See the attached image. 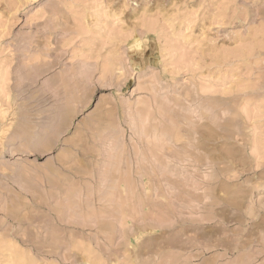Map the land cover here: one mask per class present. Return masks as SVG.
<instances>
[{"label": "rangeland", "instance_id": "obj_1", "mask_svg": "<svg viewBox=\"0 0 264 264\" xmlns=\"http://www.w3.org/2000/svg\"><path fill=\"white\" fill-rule=\"evenodd\" d=\"M263 236L264 0H0V264H264Z\"/></svg>", "mask_w": 264, "mask_h": 264}, {"label": "bare ground", "instance_id": "obj_2", "mask_svg": "<svg viewBox=\"0 0 264 264\" xmlns=\"http://www.w3.org/2000/svg\"><path fill=\"white\" fill-rule=\"evenodd\" d=\"M64 115H65V114H64ZM237 116H238V113H237ZM239 117H240V116H239ZM239 117H238V118H239ZM234 118H235V117H234ZM234 118H233V119H234ZM236 120H238V119L236 118ZM234 121H235V120H234ZM237 124H240V123H237ZM235 126H236V125H235ZM235 126H234V127H235ZM235 128H236V127H235ZM238 128H239V127H238ZM238 128H237V129H238ZM234 131H235V134H237V135L241 133V132H240V129H238V131H236V130H234ZM133 167H134V166H133ZM140 167H141V166H140ZM134 172H135V171H134ZM139 173H140V172H139ZM143 173H144V172H143ZM111 174H112V173H111ZM134 174H135V173H134ZM119 175L121 176V174H119ZM148 175H149V173H148ZM148 175H147V176H148ZM151 175H152V174H151ZM165 175H166V173H165ZM162 176H163V175H162ZM167 176H168V175H167ZM151 177H152V176H151ZM156 178H157V177H156ZM156 178H155V179H156ZM168 178H169V177H167L166 179H168ZM109 179H110V178H109ZM159 179L161 180V178H159ZM150 180H151V178L149 177L148 181H150ZM108 181H111V180H108ZM152 181H153V180H152ZM169 181H170V178H169L168 182H169ZM165 182H166V181H165ZM114 191H115V190H113V192H114ZM111 192H112V191H109L110 194H111ZM116 192H117V191H116ZM116 192L112 193V194H113L112 196H114V197L116 198L115 195H117V198H116V199L119 200V199H120L121 192H120V194L118 193L119 196H118V194H115ZM114 194H115V195H114ZM114 200H115V199H113V202H115L116 204H115V206L113 205L112 207H113V208H115L116 206L119 207L120 205L117 204L119 201H117V200L114 201ZM110 201H111V200H110ZM116 201H117V202H116ZM103 205H104V204H103ZM105 206H107V205H105ZM118 207H116V208H118ZM106 208H107V207H106ZM116 208H115V209H116ZM119 209H121V208L119 207ZM117 210H118V209H117ZM119 211L121 212V210H118V212H119ZM120 212H119V213H120ZM117 217H118V216H117ZM240 218H241V217L239 216V219H240ZM116 226H117V225H116ZM248 229H249V228H248ZM245 231H246V230H245ZM247 231H250V230H247ZM121 232H122V231H121ZM250 232H251V231H250ZM245 234H246V233H245ZM247 234H248V232H247ZM121 235H122V234H121ZM121 235H120V236H121ZM228 235H229V234H228ZM248 235H249V234H248ZM243 236H244V235H243ZM229 237H230V236H229ZM229 237H227V238H229ZM263 237H264V236H263ZM262 239H263V238H262ZM232 240H233V239H232ZM244 241H245V240H244ZM258 241H259V240H258ZM242 242H243V241H242ZM263 242H264V241H263ZM263 242H262V243H263ZM246 243H247V242H246ZM259 243H260V241H259ZM230 244H231V243H230ZM242 244H243V243H242ZM260 245H261V244H260ZM223 246H224V245H223ZM228 246H229V245H228ZM232 246H233V245H232ZM232 246H230V247H232ZM230 247H227V248L229 249ZM255 249H256V248H255ZM261 249H263V248H260V250H261ZM229 250H230V249H229ZM260 250H259V251H260ZM251 251H252V250H251ZM260 252H261V251H260ZM262 252H263V250H262ZM262 252H261V253H262ZM243 253H244V252H243ZM249 253H250V252H248V254H249ZM254 254H255V253H254ZM248 256L251 257V255H248ZM252 256H253L252 258L254 259V255H252ZM243 258H244V257H243ZM252 258H251V259H252ZM253 259H252V260H253ZM243 262H245V261H243ZM246 262H247V261H246ZM87 264H89V263H87ZM248 264H250V263H248Z\"/></svg>", "mask_w": 264, "mask_h": 264}]
</instances>
